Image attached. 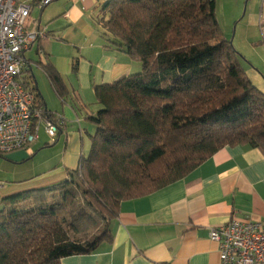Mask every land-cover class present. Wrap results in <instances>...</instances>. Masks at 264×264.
<instances>
[{
    "label": "trees",
    "instance_id": "trees-1",
    "mask_svg": "<svg viewBox=\"0 0 264 264\" xmlns=\"http://www.w3.org/2000/svg\"><path fill=\"white\" fill-rule=\"evenodd\" d=\"M101 13L142 69L95 86L91 149L65 180L0 201V264L92 253L112 241L124 201L186 177L226 146L264 154V92L222 32L216 0H108ZM40 64L66 98L59 71Z\"/></svg>",
    "mask_w": 264,
    "mask_h": 264
},
{
    "label": "crops",
    "instance_id": "crops-1",
    "mask_svg": "<svg viewBox=\"0 0 264 264\" xmlns=\"http://www.w3.org/2000/svg\"><path fill=\"white\" fill-rule=\"evenodd\" d=\"M106 1L53 0L42 8L32 7L26 27L43 30L46 37L25 51L32 65L28 81L41 90L45 108L61 115L65 125L54 141L45 131V141L40 135L31 154L37 158L43 153L35 163L40 171L1 184L0 201L65 180L68 171L77 168L81 156L91 149L96 126L90 118L101 109L95 86L139 72V62L113 42L94 12L92 15V9ZM257 1L260 4L253 5L252 31L246 35L245 51L241 52L249 60L244 66L247 74L264 92V42L260 34L264 0ZM53 2L58 8L49 13L47 8ZM35 10L39 17L34 19ZM40 62H51L62 75L69 89L66 98L49 86L48 78L37 83L33 65ZM232 218L264 222V154L249 145L226 146L186 177L147 196L124 201L112 224V241L92 253L64 257L61 264H223L210 230Z\"/></svg>",
    "mask_w": 264,
    "mask_h": 264
},
{
    "label": "built area",
    "instance_id": "built-area-1",
    "mask_svg": "<svg viewBox=\"0 0 264 264\" xmlns=\"http://www.w3.org/2000/svg\"><path fill=\"white\" fill-rule=\"evenodd\" d=\"M52 1L0 0V154L3 155L20 150L31 155L42 129L54 141L65 125L61 115L49 116L37 91L28 85L27 77L32 65L25 51L46 34L40 29L28 30L26 21L33 6L42 8ZM260 19L264 42L263 13ZM210 238L218 243L223 264H264V222L232 218L211 228Z\"/></svg>",
    "mask_w": 264,
    "mask_h": 264
},
{
    "label": "rangeland",
    "instance_id": "rangeland-1",
    "mask_svg": "<svg viewBox=\"0 0 264 264\" xmlns=\"http://www.w3.org/2000/svg\"><path fill=\"white\" fill-rule=\"evenodd\" d=\"M55 3L56 2H53L47 8V10H49V13H51L53 10H56L58 8ZM216 4H217L218 23L220 24L222 32L230 41H232L234 47L240 54V58L243 66H246L245 61L249 63V60L247 57H245V55L241 51H245L244 46L247 42L245 37L246 35H249L251 33L253 21H255V17H254L255 14L253 13L254 12L253 5L260 4V1L216 0ZM259 6H258V12H259ZM93 12L94 15L96 16V20H99L98 23L101 24L100 20L102 17H104V15L101 13V7L96 8L95 11L92 9V15ZM258 12H257V16H258ZM38 14L39 12L35 10L32 14V17L34 19L38 18L39 17ZM139 64H140L139 70L137 71H141L142 69V63L139 62ZM33 70L36 76L37 83L42 84L43 78H48L46 72L43 70V67L41 65L37 66L36 64H34ZM47 80H49V78ZM48 84H50L49 86H51V83L49 81ZM40 135H41V139H40L41 141H45L47 139L44 129H42ZM42 154L43 153H41V155L38 156L37 158L33 156L24 162H14L0 155V184L6 185L9 184V182L13 179H20L25 175L28 176V175H34V173H38V171H40V165L39 164L35 165V163H38L39 160L42 159L43 156ZM32 169H34L35 172H33ZM27 172H29V174H27Z\"/></svg>",
    "mask_w": 264,
    "mask_h": 264
},
{
    "label": "water",
    "instance_id": "water-1",
    "mask_svg": "<svg viewBox=\"0 0 264 264\" xmlns=\"http://www.w3.org/2000/svg\"><path fill=\"white\" fill-rule=\"evenodd\" d=\"M5 157L14 162H23L27 160L30 157V155L26 151L20 150L7 154Z\"/></svg>",
    "mask_w": 264,
    "mask_h": 264
}]
</instances>
